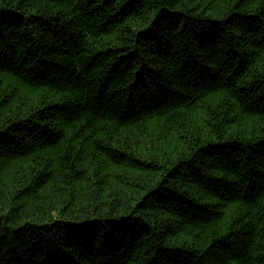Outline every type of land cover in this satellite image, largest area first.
I'll use <instances>...</instances> for the list:
<instances>
[{
	"label": "trees",
	"instance_id": "trees-1",
	"mask_svg": "<svg viewBox=\"0 0 264 264\" xmlns=\"http://www.w3.org/2000/svg\"><path fill=\"white\" fill-rule=\"evenodd\" d=\"M0 264H264V0H0Z\"/></svg>",
	"mask_w": 264,
	"mask_h": 264
}]
</instances>
